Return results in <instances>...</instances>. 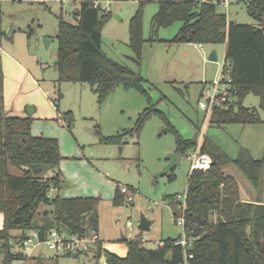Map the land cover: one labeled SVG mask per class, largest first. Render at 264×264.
Instances as JSON below:
<instances>
[{"label":"rangeland","instance_id":"obj_1","mask_svg":"<svg viewBox=\"0 0 264 264\" xmlns=\"http://www.w3.org/2000/svg\"><path fill=\"white\" fill-rule=\"evenodd\" d=\"M80 1L0 0V45L29 59L30 62L24 65L46 93L43 98L47 102V116L31 121V134L57 142L61 156L59 169L63 183L68 186L51 190L50 197L95 198L97 227L108 252L125 256L126 243L120 238H135L138 234L144 241L143 247L154 250L160 241L183 235V229L174 221L172 213L179 215L176 196L187 189L190 164L186 155L180 157L179 164L171 171L172 179L167 175L156 177L168 163L169 154L176 151L174 132L183 139L207 138L231 158H236L242 147L255 159H261L264 157V111L259 107V98L249 93L243 98L242 106L255 110L262 121L260 124L218 126L209 122L211 115L203 124L204 112L197 105L201 82L210 83L217 77L224 61L222 44L215 46L218 59L213 63L207 61L213 48L211 45H203L200 49L192 43L145 42L140 65L136 68L128 59L133 57L128 47V25L139 8L138 1L96 0L110 2L111 18L101 31L103 52L114 61L138 69L145 80L146 95L117 86L102 103H98L89 83L58 82V17L61 15L64 20L74 23V12ZM221 1L215 3L216 10L225 14L229 22H253L246 12V0H228V6ZM156 11V0H146L142 10L145 40L150 36V20ZM180 25L177 22L160 28L156 37L169 41ZM0 75L2 79L1 69ZM25 88L28 90L27 86ZM146 109H155L161 115L152 114L137 137L136 120ZM67 112H71L73 120L69 127L60 119ZM167 126L171 129L164 133ZM118 134H123L119 142L102 141ZM222 170L236 179L242 197L248 193L256 199L264 197V169L259 192L234 165H226ZM10 172L19 174L14 168H10ZM122 186L134 191L133 202L123 204L122 198V205L113 206L116 189ZM43 209L40 207L39 212ZM141 215L152 221L149 231L139 228ZM129 221L131 228L127 227ZM36 243L33 238L25 251ZM38 248L51 253L45 245ZM13 251H16L14 247ZM2 258L0 253V264ZM69 259L93 264L91 252ZM29 260L26 264H47L46 257L36 262ZM23 262V259L14 260L12 264ZM58 262L72 264L74 261L59 257ZM98 264L104 262L99 259Z\"/></svg>","mask_w":264,"mask_h":264},{"label":"trees","instance_id":"obj_2","mask_svg":"<svg viewBox=\"0 0 264 264\" xmlns=\"http://www.w3.org/2000/svg\"><path fill=\"white\" fill-rule=\"evenodd\" d=\"M113 1L139 3L128 25V47L133 54L128 59L136 68L140 65L145 42L192 43L213 47L222 44L225 46L224 61L230 68L234 100L229 107L214 110L209 122L218 126L262 122L255 110L242 106V100L252 93L259 98V107L264 111V0H246V12L253 20L247 24L229 22L225 14L217 12L213 3L156 0L157 11L150 20L147 40L142 35V10L146 0ZM75 12L74 23L64 20L61 15L58 17V82L89 83L98 103H102L117 86L146 95L143 87L145 80L139 70L112 60L102 50L101 31L111 18L110 12L92 9L89 1L81 2ZM177 22L181 25L173 39L164 41L156 37L160 28ZM53 103L57 107L55 100ZM152 114L161 115L155 109H146L138 116L137 137L143 123ZM62 120L69 127L73 121L71 112H67ZM170 129L167 126V131ZM174 133L175 153L179 157L196 148V136L183 139ZM122 135L102 141L119 142ZM200 151L211 157L212 165L207 171L194 170L188 176L183 231L188 238H194L192 247L187 250L192 255L189 264H264V204L241 201L236 179L222 170L226 165H234L259 192L264 157L255 159L248 149L241 147L236 158H231L204 137ZM60 160L58 144L54 139L31 134V119L6 118L0 112L2 264H12L14 260L24 258L22 253L12 250L13 245L32 233H37L38 239L43 241L53 229L67 236L86 237L97 232V221L89 219L97 205L95 198L49 196L51 190L59 189L63 183ZM10 168L16 169L19 174H12ZM122 198L117 188L113 204L122 205ZM40 207H44L42 212H39ZM172 216L176 222L178 214L173 212ZM12 230H20V236L12 237ZM180 238L165 239L161 241L162 245L152 250L143 247L138 234L135 238L124 240L127 247L124 257L108 252L97 242L91 250L93 264H98L102 257L106 264H181L183 248L175 245ZM167 254H170L169 261L165 260Z\"/></svg>","mask_w":264,"mask_h":264},{"label":"built area","instance_id":"obj_3","mask_svg":"<svg viewBox=\"0 0 264 264\" xmlns=\"http://www.w3.org/2000/svg\"><path fill=\"white\" fill-rule=\"evenodd\" d=\"M89 1L92 9L98 10L100 12H109L110 2H99L96 0H81ZM203 3H213L215 4L217 0H199ZM222 4L228 6V0L221 1ZM202 47V45H199ZM231 76L230 68L223 61L221 64L217 77L210 83H204L200 93V100L197 105L200 110L204 112L205 124L206 120L209 119L211 113L216 109L227 108L233 103L232 89H231ZM202 130L204 126L202 125ZM201 130V133H202ZM201 136L198 137L196 148L187 152L186 157L190 164V172L194 170L207 171L212 165L211 157L200 151ZM119 192L123 197V204H131L133 202L134 191L127 187H120ZM176 199L179 202L180 213L176 218V223L180 225L183 229L184 226V210H185V200L186 191L182 195H177ZM127 227L131 228L132 223L127 222ZM37 241L36 244L32 246L45 245L54 256H66V255H82L91 252L95 247L96 243L99 242L98 235L96 233H91L90 236H67L64 233H60L56 230H51L47 238L43 241L38 239L37 233H32L26 237L23 241H17L13 247L16 249L15 252L23 253L25 248L31 243L32 239ZM194 238H188L187 234L183 231V235L180 239L175 242V245L183 248V261L181 264H189L188 260L192 258V255L187 252L192 247V242ZM141 242L144 241L141 239Z\"/></svg>","mask_w":264,"mask_h":264},{"label":"crops","instance_id":"obj_4","mask_svg":"<svg viewBox=\"0 0 264 264\" xmlns=\"http://www.w3.org/2000/svg\"><path fill=\"white\" fill-rule=\"evenodd\" d=\"M200 49L203 48L197 45ZM224 46V45H223ZM225 53V46H224ZM224 58V57H223ZM27 57L19 56L15 53L12 48H3L0 45V69L2 71V79L0 75V112L6 118H29L31 121L43 119L47 116V102L43 98L44 93L41 89V85H39L38 80L32 76L28 68L25 67L26 62H30ZM2 83V84H1ZM206 82H201V87ZM27 86L28 90L25 88ZM39 97V99H37ZM28 108H30V113H28ZM62 120V118L60 117ZM66 187H68L66 185ZM119 190V189H118ZM50 196V195H49ZM66 198V197H63ZM75 198V197H70ZM241 201L250 202V203H260L264 204V197L261 199L253 198L251 194H247L246 197L241 196ZM258 201V202H257ZM112 205L113 199H112ZM2 217H0V229L3 227V215L0 213ZM20 230H12L10 231V235L12 237L20 236ZM65 234V233H64ZM99 242L103 249L106 250L105 247L107 245H103L102 237H100L98 227L97 232ZM125 237H121L120 240L124 241ZM132 239V237H129ZM160 245H162L160 241ZM159 245V246H160ZM39 246H35L34 248H30L27 251L23 252V264H26L28 259L29 261H39L40 258L46 257L47 264H61L58 262L59 257H67L68 260H73L72 264H82L78 262L76 259H69L71 257L75 258L76 256H54L53 253H44ZM13 250V249H12ZM92 253V252H91ZM127 253V247H126ZM119 256V255H118ZM119 257H124L119 256ZM104 264H106L105 259L100 258ZM3 261V258H2ZM32 263V262H31Z\"/></svg>","mask_w":264,"mask_h":264},{"label":"water","instance_id":"obj_5","mask_svg":"<svg viewBox=\"0 0 264 264\" xmlns=\"http://www.w3.org/2000/svg\"><path fill=\"white\" fill-rule=\"evenodd\" d=\"M75 14H77V12H75ZM217 59H218L217 49L216 47H213L207 56V61L216 63ZM235 103H237L236 100H235ZM29 111H30V108H28V113H30ZM163 132L164 133L167 132V129H164ZM179 161H180V157L177 154L175 153L169 154L168 163L166 164V166L163 168V170L160 173L156 174V177L167 175L170 179H172L171 171L174 169L175 166L179 164ZM61 186L66 187V184L63 183ZM97 215H98V210H97V205H96L91 211L89 219L95 222L97 221ZM151 224H152V221H148L143 215L140 216L138 226L142 231H149ZM169 258H170V254H167L165 260L169 261Z\"/></svg>","mask_w":264,"mask_h":264}]
</instances>
